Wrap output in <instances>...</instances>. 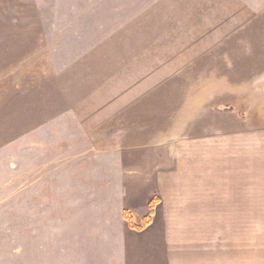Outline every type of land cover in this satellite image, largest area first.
Masks as SVG:
<instances>
[{
	"label": "rangeland",
	"instance_id": "obj_1",
	"mask_svg": "<svg viewBox=\"0 0 264 264\" xmlns=\"http://www.w3.org/2000/svg\"><path fill=\"white\" fill-rule=\"evenodd\" d=\"M204 1L0 0V264H160L127 233L123 212L147 207L116 149L214 141L228 213L188 231L200 264H264V92L256 66L243 81L196 55Z\"/></svg>",
	"mask_w": 264,
	"mask_h": 264
},
{
	"label": "crops",
	"instance_id": "obj_2",
	"mask_svg": "<svg viewBox=\"0 0 264 264\" xmlns=\"http://www.w3.org/2000/svg\"><path fill=\"white\" fill-rule=\"evenodd\" d=\"M204 2L209 4L210 9L203 22L204 25L205 23L207 25L204 26L203 31L200 30V34L203 33L199 34L200 41L196 45L199 49L195 51L196 55H208V57H203L205 62H220L221 65L217 64L213 66V69L216 67L228 70L241 69L243 81L245 70L249 68V64L253 66V69L256 66L258 85L264 92V0L261 3L249 0H205ZM250 5H259L261 9L258 10L259 7L255 9ZM248 49L251 52L255 51L256 61L250 62L252 58L248 55ZM209 69H212V66ZM236 84L237 82L229 85L228 82V86L232 88L231 94L236 96L229 100L246 101L237 95L243 92L247 95V89L244 86L243 88L234 87L237 86ZM209 96L207 94L200 95L199 102H209L211 100ZM110 148L107 149L110 150ZM178 149H181L182 152L186 151L181 154L174 153ZM116 150H119L120 154L117 155L118 157L116 156V159H112L113 162H116L115 164H119V166L127 164L130 168L134 167L128 173L132 179L131 183L136 184L131 189H135L133 196L144 200L147 207L146 213L148 212V203L154 194L160 198L159 204L155 207L151 224L141 232L131 230L127 225V233L131 236L141 237L139 239H143L145 249L152 248L151 260L153 258L160 259V264H200L201 255H204L203 260L207 261L210 256V246H198L196 239L201 235L199 233L193 235L188 231L203 228L216 230V215L228 213V201L225 197H219L220 201H218V196L215 193L217 151L222 150L223 154L228 153V144H218L215 141L214 143L189 142L168 145L155 143L143 149H127L126 152L122 149ZM163 150L173 152L170 153V163L168 162V164L162 160L161 164L157 162L159 160L158 153ZM174 161H176L175 166L172 163ZM211 163L214 166L213 170L210 168ZM169 164L175 168L171 167L167 170L166 167H161ZM210 170L214 174L211 175ZM120 176L122 177V175ZM201 182L206 183L202 185ZM199 191L207 192L210 195L208 198L207 196L202 197L206 201L204 205H199V201L195 202V193ZM223 198L225 199L223 200ZM167 199L170 200L169 204H165ZM128 211L139 217L146 215V213L140 215L136 208H130ZM200 213L213 215L214 221L211 222L212 224L208 223L209 227L206 223L202 224L193 220V216ZM179 219L180 221H178ZM203 235L207 236L205 233ZM130 245H132L131 242ZM132 255L136 259L135 254ZM129 264H131V260H129ZM134 264H136L135 260Z\"/></svg>",
	"mask_w": 264,
	"mask_h": 264
},
{
	"label": "trees",
	"instance_id": "obj_3",
	"mask_svg": "<svg viewBox=\"0 0 264 264\" xmlns=\"http://www.w3.org/2000/svg\"><path fill=\"white\" fill-rule=\"evenodd\" d=\"M160 198L157 194H154L152 199L148 203V212L146 215L139 217L136 214L125 210L123 212V218L127 221L128 227L136 232H141L146 229L152 222L155 207L159 204Z\"/></svg>",
	"mask_w": 264,
	"mask_h": 264
}]
</instances>
